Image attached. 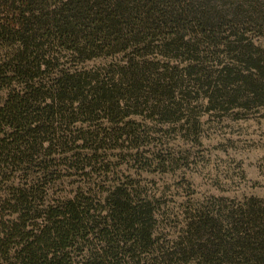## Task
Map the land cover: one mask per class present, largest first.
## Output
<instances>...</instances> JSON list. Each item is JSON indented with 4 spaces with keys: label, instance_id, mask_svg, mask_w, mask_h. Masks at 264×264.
Segmentation results:
<instances>
[{
    "label": "trees",
    "instance_id": "1",
    "mask_svg": "<svg viewBox=\"0 0 264 264\" xmlns=\"http://www.w3.org/2000/svg\"><path fill=\"white\" fill-rule=\"evenodd\" d=\"M221 2L0 0V264H264V203L179 216L123 170L178 162L147 121L264 105V0Z\"/></svg>",
    "mask_w": 264,
    "mask_h": 264
},
{
    "label": "rangeland",
    "instance_id": "2",
    "mask_svg": "<svg viewBox=\"0 0 264 264\" xmlns=\"http://www.w3.org/2000/svg\"><path fill=\"white\" fill-rule=\"evenodd\" d=\"M221 1L222 7H228L249 0ZM248 37L254 47L264 50V30L250 32ZM197 115V140L147 121L145 125L152 129L153 136L145 151L178 162L163 167L152 165L143 171L127 166L123 168L125 175L140 179L161 199L164 211L179 216L184 208L198 205L237 207L252 200L264 203V105L215 114L198 109ZM62 189L68 192L71 187L66 183Z\"/></svg>",
    "mask_w": 264,
    "mask_h": 264
}]
</instances>
